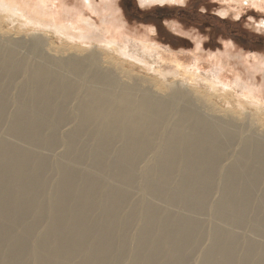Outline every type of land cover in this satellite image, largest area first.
<instances>
[{
  "label": "bare ground",
  "instance_id": "bare-ground-1",
  "mask_svg": "<svg viewBox=\"0 0 264 264\" xmlns=\"http://www.w3.org/2000/svg\"><path fill=\"white\" fill-rule=\"evenodd\" d=\"M40 43L0 31V264H264L256 122Z\"/></svg>",
  "mask_w": 264,
  "mask_h": 264
},
{
  "label": "rangeland",
  "instance_id": "rangeland-1",
  "mask_svg": "<svg viewBox=\"0 0 264 264\" xmlns=\"http://www.w3.org/2000/svg\"><path fill=\"white\" fill-rule=\"evenodd\" d=\"M9 1L18 8L9 11L0 5V31L8 36L38 40L52 56L93 60L125 80L128 76L138 79L142 86L158 93L165 94L167 86L178 84V90L193 96L199 105L215 106L221 114L233 112L248 117L264 131V8L256 7L252 0H176L164 5L114 0L117 6L112 13H107V0H93L97 7L86 11L84 0ZM46 6L53 8L49 14L59 22L76 21L83 14L91 16L101 25L100 39L94 35L76 37L61 26L32 17L35 12L43 14ZM117 9L123 13L121 23L129 39L123 37L108 44L103 33L115 32L110 28L116 26L113 13ZM77 24L83 26V21ZM115 35L120 38L118 33ZM218 65L226 69L223 74L230 83L227 87L215 84L214 68ZM250 65L260 69L253 71ZM240 75L245 83L252 84L251 90L245 91L239 80L231 82ZM202 95L207 96V103L199 101Z\"/></svg>",
  "mask_w": 264,
  "mask_h": 264
},
{
  "label": "crops",
  "instance_id": "crops-1",
  "mask_svg": "<svg viewBox=\"0 0 264 264\" xmlns=\"http://www.w3.org/2000/svg\"><path fill=\"white\" fill-rule=\"evenodd\" d=\"M84 2H86L87 4H84V8L83 10H94V7H97L93 5V0H84ZM46 4H44L45 6ZM100 7V6H98ZM101 10V8H96V10ZM53 8L52 7H47L46 6V10L43 12V14L41 15H36L37 12H35L32 17L34 18L35 16H38V18L36 17L35 19H39L41 20V23L44 24H54L55 26H61L60 28H62L64 31L72 34L73 36L76 37H86V36H92L94 35V37L100 39V35L102 33L101 31V25L97 24L94 19L90 16V17H86L85 14H83L84 16L81 17L79 20L76 21H67L66 23L59 22V20L56 18V16H54L53 14L50 15L49 12L52 13ZM107 13H109V9L106 8ZM83 21V26L82 25H78L77 22H81Z\"/></svg>",
  "mask_w": 264,
  "mask_h": 264
}]
</instances>
